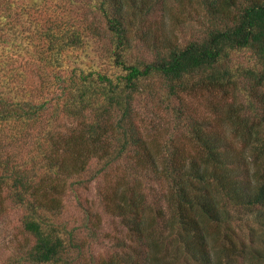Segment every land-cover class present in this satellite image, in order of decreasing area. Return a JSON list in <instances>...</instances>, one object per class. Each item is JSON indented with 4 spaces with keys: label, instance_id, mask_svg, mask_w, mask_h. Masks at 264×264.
I'll use <instances>...</instances> for the list:
<instances>
[{
    "label": "trees",
    "instance_id": "trees-1",
    "mask_svg": "<svg viewBox=\"0 0 264 264\" xmlns=\"http://www.w3.org/2000/svg\"><path fill=\"white\" fill-rule=\"evenodd\" d=\"M197 3V34L141 30L139 46L166 0H0V218L19 213L24 235L4 264H264V0ZM102 36L109 72L67 68L68 52ZM241 52L252 64H234ZM200 92L230 98L239 148L187 113L182 97ZM150 99L172 114L160 146L140 116ZM108 177L101 209L126 237L99 257L102 219L85 194ZM152 183L166 187L151 202ZM245 214L261 247L228 234Z\"/></svg>",
    "mask_w": 264,
    "mask_h": 264
},
{
    "label": "rangeland",
    "instance_id": "rangeland-1",
    "mask_svg": "<svg viewBox=\"0 0 264 264\" xmlns=\"http://www.w3.org/2000/svg\"><path fill=\"white\" fill-rule=\"evenodd\" d=\"M166 7L161 9L159 5L155 6V12L146 22V25L140 26V30L137 32L135 41H139L141 30H146L150 35H155L158 39H170V40H181L186 41L193 34H197L200 31L199 21L202 16V11L198 7L197 0H166ZM96 23V21L94 22ZM99 26L103 27L102 23H98ZM103 37V36H102ZM139 45V42H138ZM109 46V39L103 37L99 40H90L88 44H85L84 48L81 50L70 51L67 53L66 62L70 64L67 68H72L75 66L80 67L84 71L89 70H99L101 72H109L110 60L107 57L106 47ZM141 46V45H139ZM137 58H144V60H150L151 53L139 48L136 52ZM253 59L250 57L248 52H241L235 56L234 64L239 66H248L252 64ZM153 88L156 89L158 84L153 83ZM184 104L186 105V111L191 114L192 117H196L199 120L204 119L211 129L218 132L225 140L227 146H234V148H239V142L235 140L231 133V128L227 124V118L225 117L226 109L230 102V98L226 99L220 94H209L205 92L188 94L182 97ZM241 99L237 101L241 103ZM144 102L137 103L138 109L142 108ZM149 107L146 110L141 111V117L143 118V125L147 128V138L154 146H160L164 140L169 137L170 127L173 126L171 118L172 114L167 112L165 108L157 102V100H149ZM174 106H179L176 101ZM144 110V109H143ZM140 111V110H139ZM143 112V113H142ZM151 123L153 127H151ZM152 128V129H151ZM187 153L191 151V146H187ZM112 178H106L98 180L91 184L89 190L86 192L85 196L94 205V209L101 216L102 227L100 231L99 240L91 245V253L95 256L106 257L115 250L113 247V239L116 237H121L125 239V228L119 223V219L113 218L105 214L100 205L99 201V190H105ZM152 186V191L146 190L148 193V200L151 202L156 198L155 195L158 191L163 192L165 185L159 186L158 184H150ZM154 197V198H153ZM68 205L67 212L65 214L66 220L73 223L74 220L79 218L77 211L73 208V200ZM242 214V213H241ZM240 214L238 219H240ZM242 217V216H241ZM242 221L234 222L229 229V235L234 240L239 242V246L244 248L253 247V245L261 247L260 238L258 232L254 236L250 233V229L253 227L256 231V227L253 226L251 217H242ZM217 232V231H216ZM211 235L217 238V234L211 233ZM104 236H107L104 238ZM24 240V235L20 225V214L12 213L9 216L0 218V264L6 262L7 256L10 254L11 250L16 246V244ZM252 242L250 243V241ZM26 241H28L26 239ZM254 242V244H253ZM31 244V239H29ZM226 243V242H225ZM14 250V249H13ZM246 251V250H245ZM245 255L242 259L236 260L235 264H240L245 260ZM260 260L259 264H261Z\"/></svg>",
    "mask_w": 264,
    "mask_h": 264
}]
</instances>
